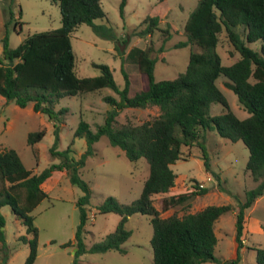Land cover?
Here are the masks:
<instances>
[{"label": "trees", "instance_id": "trees-1", "mask_svg": "<svg viewBox=\"0 0 264 264\" xmlns=\"http://www.w3.org/2000/svg\"><path fill=\"white\" fill-rule=\"evenodd\" d=\"M59 7L61 26L58 29L33 33L25 37L15 48H10L7 33L0 37L3 44L0 55V96L14 101L19 107L32 103L35 112L57 119L66 109L54 110V104L62 97L80 96L87 93L102 95L106 88L118 96L102 95L111 106L106 112L104 123L96 131L80 115L74 136L84 137L87 149L78 160L70 157V146L58 150V130L50 155L59 158L39 174L27 169L14 149L0 151V209L10 206L11 211L25 225L30 251L25 264H33L37 257L38 230L33 224L30 212L47 197L42 184L56 170H65L70 183L81 188L83 196L77 201L80 210V224L74 243L75 258L84 253H98L110 250L124 252L121 245L131 232L126 228L128 218L134 214L149 217L153 226L150 244L153 251L152 264H240L242 236L245 228V211L264 194V0H198L183 25L185 41L176 47L197 46L200 51L192 52L186 70L171 80L157 81L154 68L157 62L150 56L151 47L135 50L134 60L138 66L139 90L131 94L130 75L122 68L125 85L118 87L107 65L94 64L101 71L93 77H79L75 71V54L70 35L80 24H87L97 34L103 27L94 20L106 19L101 0H49ZM127 0H121L120 10ZM161 3L166 0H159ZM4 22L7 32L13 22V14ZM159 16H146V24L139 34L149 36L158 29ZM14 23V22H13ZM16 23L13 24L15 28ZM243 26V37L236 32ZM225 31L239 58L230 65H224L217 52L220 34ZM258 43L259 50L249 44ZM224 76V85L231 89L248 116L238 118L230 109L227 99L216 84ZM211 103H220L224 110L217 115L209 114ZM158 107L159 113L143 122L130 119L118 124L117 116L124 109H147ZM214 130L230 141L241 140L249 156L245 173L256 186L245 192L243 201L236 207L232 204L207 205L196 212L182 215L173 213L162 216L177 205L188 204L198 195L208 193L209 188L193 184L184 193H176L177 175L170 165L182 158L183 145L200 144L202 131ZM45 134L44 129L30 132L27 142L33 146ZM106 136L112 146L120 148L127 159L137 163L145 159L149 173L144 180L140 196L130 204H121L114 197H107L99 206L102 213L114 212L120 216L115 230L98 243L86 247L82 240L83 226L87 220L85 205L89 201L90 189L80 178L78 170L84 166L93 152L92 145ZM202 159L206 171H210L209 158L205 152ZM162 196L161 210L154 205V197ZM235 211L234 258L221 260L214 255L217 244L215 223L225 213ZM4 217L0 212L1 249L6 244ZM264 228V225H262ZM22 240L26 238L22 236ZM254 249L256 264H264V246ZM0 264L1 261H0ZM73 264H78L74 260Z\"/></svg>", "mask_w": 264, "mask_h": 264}, {"label": "rangeland", "instance_id": "rangeland-1", "mask_svg": "<svg viewBox=\"0 0 264 264\" xmlns=\"http://www.w3.org/2000/svg\"><path fill=\"white\" fill-rule=\"evenodd\" d=\"M198 0H127L121 14V0H101V6L106 13V19H96L94 23L103 27L97 34L87 24H80L71 33V45L75 54V71L79 77H93L101 74L94 64L107 65L115 83L120 89L125 85L122 68L130 75L131 94L139 90L138 66L134 60L135 50L151 47L150 56L157 62L154 77L157 81L171 80L186 70L192 52H199L197 46L187 45L176 47L185 41L183 25ZM13 14V22L7 32L1 23ZM159 16L158 29L149 36L139 32L146 24L142 20L148 16ZM61 26L60 11L57 4L49 0H0V37L6 33L10 48H15L25 37L58 29ZM243 37V26L236 29ZM259 50L258 43L249 44ZM3 44L0 41V55ZM217 52L224 65H230L239 58L233 49L227 34L223 31L219 36ZM227 79L220 76L216 84L224 94L230 109L235 115L244 119L247 111L239 103L235 93L224 85ZM111 94L118 98L111 89H104L102 95ZM87 93L80 96L60 98L53 106L54 110L66 109L57 119L51 120L42 112H35L32 103L19 107L14 101H7L0 96V151L14 149L24 166L35 174H39L52 164L59 163V158L50 155L57 137L58 150L70 146V157L78 160L87 149L84 137L74 136L80 115L89 123L90 129L96 131L97 126L104 123L106 112L111 106L103 100V96ZM224 110L220 103H211L209 114L217 115ZM159 113L158 107L147 109H124L119 112L117 121L120 123L130 119L134 123L143 122ZM44 129L43 138L33 146L27 142L30 132ZM92 154L87 157L84 166L78 174L89 186L90 197L85 205L87 220L82 230V240L86 247L101 242L106 235L113 232L120 219L114 212L102 213L98 206L109 196L121 204H130L136 200L142 191L143 183L149 173L145 159L137 163L130 162L125 153L112 146L106 136H102L92 145ZM182 158L170 165L177 175L176 193H184L193 184L208 187V193L193 197L188 204L177 205L161 212L166 217L173 213L182 215L196 212L207 205L232 204L234 207L243 201L245 192L256 186L257 182L247 176L245 167L249 152L241 140L230 141L221 137L214 130L202 131L200 144L183 145ZM205 152L209 158L210 171H206L202 159ZM210 173V174H208ZM47 197L31 212L33 224L38 230L37 257L33 264H152L153 251L150 240L153 236V226L149 217L134 214L128 218L126 228L131 232L129 238L121 245L125 250L120 252L110 250L98 253H84L75 258L76 246L63 247L67 242L74 243V237L80 224V210L77 201L83 196L80 187L72 185L65 170H56L42 184ZM162 196L154 197V205L161 210ZM5 225L2 227L6 244L1 249L2 264H25L29 255L28 240L32 238L27 233L25 225L11 211L10 206L0 209ZM235 211L223 214L215 223L217 244L214 255L227 260L234 258L236 251ZM264 194L245 211V229L242 238L246 240L241 252V264H256V252L248 248L264 246ZM22 236L26 241L22 240ZM243 244V243H242ZM4 260V262H3ZM204 264H216L206 262Z\"/></svg>", "mask_w": 264, "mask_h": 264}, {"label": "crops", "instance_id": "crops-1", "mask_svg": "<svg viewBox=\"0 0 264 264\" xmlns=\"http://www.w3.org/2000/svg\"><path fill=\"white\" fill-rule=\"evenodd\" d=\"M1 27H4V22L1 23ZM208 174H210V173H208ZM176 179H177V178H176ZM175 186H176V185H175ZM174 188H175V187H174ZM174 188H173V189H174ZM244 229H245V228H244ZM243 232H244V231H243ZM243 235H244V234H243ZM242 243H243V246H242V248L240 249V252H243V250H244V249H243V248H244V245L246 244V240L243 239V238H242ZM241 254H242V253H241ZM241 259H242V255H241ZM241 261H242V260H241ZM241 261H240V264H241Z\"/></svg>", "mask_w": 264, "mask_h": 264}, {"label": "built area", "instance_id": "built-area-1", "mask_svg": "<svg viewBox=\"0 0 264 264\" xmlns=\"http://www.w3.org/2000/svg\"><path fill=\"white\" fill-rule=\"evenodd\" d=\"M200 186L202 187V185L200 184Z\"/></svg>", "mask_w": 264, "mask_h": 264}, {"label": "water", "instance_id": "water-1", "mask_svg": "<svg viewBox=\"0 0 264 264\" xmlns=\"http://www.w3.org/2000/svg\"><path fill=\"white\" fill-rule=\"evenodd\" d=\"M3 262H4V260H3Z\"/></svg>", "mask_w": 264, "mask_h": 264}]
</instances>
